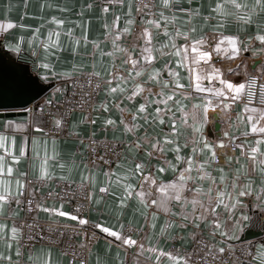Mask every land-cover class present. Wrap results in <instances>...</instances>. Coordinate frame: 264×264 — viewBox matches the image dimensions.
Wrapping results in <instances>:
<instances>
[{"label": "crops", "instance_id": "obj_1", "mask_svg": "<svg viewBox=\"0 0 264 264\" xmlns=\"http://www.w3.org/2000/svg\"><path fill=\"white\" fill-rule=\"evenodd\" d=\"M238 3L246 5V7L237 10L229 2V0H178L172 5L171 9L163 8L161 0H155V9L152 15L138 14L130 0H0V26L11 23L12 27H0V40L2 48L9 55L16 59L25 61L31 68L34 74L39 79L47 84H52L53 88L44 97L49 98L50 94L59 96L65 88L66 82L77 75L89 74L92 71H100L103 81H107L109 77L107 71L113 67V63L117 70L127 75V68L130 65L123 64L125 60L124 53H116L115 56L109 55L113 51L112 39L106 37L105 33L108 30L107 26H111L115 16L119 15L120 19L116 22L119 29L126 26V21L129 18L134 19L132 29H137V36L143 27H149L151 39L154 48L159 49L154 51L155 59L150 62L148 71L152 68L160 69L161 77L170 82L177 77L168 75V68H171L177 73L178 81L184 85L182 89H177V95L169 106L175 113L177 120L178 137L171 136V139L177 141L180 145V155L187 157L192 153L191 138L194 133L190 126L181 124V112L177 110L175 101H179L185 105L184 111L191 113L193 104H202L205 99H212L216 105L215 109H209L208 123L204 126V132L210 142L217 139L228 140L223 136L225 131L230 135L237 137L236 144L245 143L255 145L256 139L264 134H256L248 132L247 137L242 133L248 131L250 125L247 120L249 113L244 112V104L241 99L230 102L225 98H216L211 93L197 92L194 87L190 88V69L195 67L197 74L203 73L206 75L211 71V68H218L221 71L222 77L233 83L244 82L245 76L248 74H259L264 77V43L255 40L258 34L264 35V9L256 4V0H237ZM217 3L222 5L226 15L218 14L213 11ZM107 6L109 11L104 13L102 8ZM131 9V17L128 13ZM180 9L195 10L196 15L189 19L187 11ZM163 11L165 16L171 17L175 15L177 19L174 22H169L167 25L168 33L175 35V31L179 29L181 32L188 31L190 28H195L194 32L190 33L193 39L204 37L205 43L199 47L201 50H206L211 53V59L205 63L199 61L198 65L191 63L192 57L196 54L188 48L189 60L184 62L183 66H178L177 60L180 59L172 53L175 50L168 47L161 49V44L175 43L178 47L185 45V38L181 35L176 37L174 41H169L164 34L163 27L157 29L148 26L143 21L148 19H159V12ZM251 13V22H245L238 19L239 15ZM61 20L63 23L57 26L54 21ZM164 21H161V25ZM69 30L71 32L69 33ZM60 32L58 39L59 49L50 47L46 53L43 48V42L47 39L49 32ZM35 33V35H34ZM232 35L238 37L241 43L238 45L243 49L244 44H250L251 48L247 51H241L235 58L231 57V49L227 42L221 45V51L215 52V44L220 34ZM115 35V29H113ZM86 36V40H85ZM248 37H253L250 41ZM56 39L55 35L52 37ZM79 40V44L75 45L76 52L73 53L74 42ZM95 42V43H93ZM118 44L122 48L132 51L133 44L137 45L134 51V58H139L140 47L144 41L132 38V34H123L118 39ZM17 43L20 44L21 51L12 50ZM191 44V40L187 41ZM12 46V47H10ZM227 48V51L224 49ZM163 51L164 55H161ZM255 53V54H254ZM144 64H149L143 61ZM48 67L45 68L44 65ZM76 67H73V66ZM167 65V67H165ZM229 69H232L230 72ZM70 73V75H64ZM139 79H147V73L143 74ZM199 83L205 88L221 87L219 79L213 76V79H202ZM115 87V82L111 85ZM123 86V85H122ZM128 87L131 86V81H128ZM148 87H153L154 91H159L154 85L149 84ZM174 87L170 83L169 89ZM108 84L104 82L103 90L101 91L98 100L94 106V114L90 120L81 114H74L70 121L69 138H47L41 134L43 122L40 118L32 117L25 111L22 116L14 118L0 119V158H2L3 172L0 173V180L10 181L11 190H17L16 181L19 179L24 182V188L36 192L38 202L37 219L47 222H59L64 224H73L74 221L68 217L58 215V211L69 212V207L63 203H45L41 200V194L45 189H36L29 185L30 180H41L46 184V187L51 186V181L62 180L71 182L87 183L91 192V202L93 212L89 219L95 223H102L105 227H110L113 230H120L125 226L133 227L139 230L138 234L131 237L137 241L135 245H123L121 241L110 237L107 233H103V238L95 243L88 255L87 264H155V254L144 251L140 255L139 246L142 244L147 250L151 247H158L163 251H171V247L175 246L174 254L182 255L183 250H187L193 239L199 235L208 237L218 247L228 248L226 244L219 243L221 237L217 232L215 236L211 234V227L208 221L214 219L209 216L206 219L199 221V228L195 227L196 221L193 215H200L201 209L199 205L194 206L190 201L193 198L203 199L201 194H197L194 189L198 184L203 189H207L209 181L205 180L202 183L199 181H189L185 189L181 192V199L175 200L174 193H168V208L169 211H164L162 208L152 205L154 199L164 198L163 193L156 191V188L161 184L175 182L178 176V170L185 166L184 162L177 165V171L168 168L164 160L176 164L175 155L171 151L173 145H166V151L163 154L157 153L149 158L147 152L151 151V144L154 143V137H163L165 132H171V120L165 116V124L145 123L143 119L133 121L131 119L132 112L143 102L142 95H137L133 100L125 99L119 92L109 94L106 89ZM183 93V95H181ZM242 96V95H241ZM152 99V97H149ZM229 103L227 109H223L222 104ZM107 105V110L101 105ZM119 104V107L116 105ZM156 104H150L147 108L149 114L154 112ZM163 107V105H160ZM249 107H254L250 106ZM261 108V107H256ZM120 109H126L121 113ZM202 115V110H198ZM122 116L124 123H121ZM240 117H243L241 122ZM255 118H259V114H254ZM112 120L113 124H107L106 121ZM193 123L191 115L188 116V125ZM136 124L134 131H127L125 125ZM264 125V120L261 121ZM217 126V127H216ZM260 126V125H258ZM87 138H107L109 140L123 142L125 144L124 154L119 162H117L111 171H107L100 167L87 168L84 162L80 159L77 150L83 151L84 144L81 140ZM139 138L141 147L139 149H129V142ZM186 141H189L187 144ZM247 146V145H246ZM261 152H264V143L259 145ZM24 155L21 157V151ZM206 155V154H205ZM235 157H240L239 163L235 159L231 165L232 169L245 164L251 168L250 161L241 156V149L237 147ZM201 160L204 156L199 157ZM136 162H142L147 165L143 170V175H151L155 183L143 180L142 174L134 173ZM164 167V172H159L157 167ZM13 169L12 173H8V168ZM223 167L226 172L229 171V166L224 163L222 165H214L211 169V174L219 177L217 168ZM47 173L45 179L41 177V171ZM23 173V175H21ZM196 173L193 172V175ZM231 176V172H229ZM253 179V195L246 198V202L250 205L248 215L251 217L250 222H245L247 227L241 234V238L247 233L259 234L262 232L261 212L259 209L252 208L251 205L255 202V192L261 184L258 173H251ZM132 184L135 187L132 189V195L123 203L125 185ZM101 189H106L101 191ZM138 191H144L145 197L143 203L135 195ZM105 192V196L101 194ZM264 199V196L261 197ZM148 207L145 209L144 205ZM184 205V207H182ZM43 208L55 209L58 211L46 212ZM195 208V212L193 211ZM145 211L147 215H145ZM155 212V219L152 213ZM15 213V215H13ZM174 213L176 215H174ZM183 213H187L188 220L183 219ZM219 220L223 228L230 227V222L227 217L229 213L221 206L217 209ZM239 213H237L238 215ZM22 216L20 205L13 198L4 203L3 214L0 215V225H4L3 230H0V264H68L66 258L55 248L46 246H35L33 248L24 249L20 245L19 231L16 238H11V229L17 228L16 221ZM123 226V227H121ZM165 229V233L161 235V229ZM18 229V228H17ZM171 237V238H170ZM240 238V239H241ZM229 241L230 244L238 242ZM255 251L254 256L258 255V246L262 244L261 237L253 240ZM174 244V245H173ZM10 245V247H9ZM19 249V254H18ZM263 251V249H259ZM151 256V259L148 257ZM31 257V259H29ZM161 264H170L167 257H161ZM190 264H192L190 262ZM249 264H260L259 259H253Z\"/></svg>", "mask_w": 264, "mask_h": 264}, {"label": "snow or ice", "instance_id": "obj_2", "mask_svg": "<svg viewBox=\"0 0 264 264\" xmlns=\"http://www.w3.org/2000/svg\"><path fill=\"white\" fill-rule=\"evenodd\" d=\"M178 0H161V5L163 8L171 9L174 3H177ZM229 2L233 5V7L237 10H240L246 5H242L237 2V0H229ZM256 4L259 5L262 9H264V0H256ZM153 5L149 3H143V7H139L137 11L142 12L145 8H152ZM104 13L109 11L107 6L102 8ZM180 11H187L189 19L192 16L196 15L195 10L188 9H180ZM213 11L217 12L221 15H226L227 13L224 12L222 5L217 3L215 9ZM150 14V13H149ZM129 17H131V9L128 13ZM120 19L119 15L115 16L113 23L111 26H107L108 29L105 33L106 37L112 39L113 43V51L109 53L111 56H115L116 53H124L125 60L122 62L123 64L130 65L131 67L127 68V75L125 76L123 73L117 70V67L113 63V67L107 71L106 75L109 77L107 81H104L108 84V88L106 91L109 94H115L119 92L124 96L125 99L133 100L137 95H142L143 102L138 105V107L132 112L131 119L136 121L138 118L143 119L145 123L151 122L153 124L159 123L161 125L165 124V116H168L171 120V132H165L163 137H154V143L151 144V151H148L146 154L149 158L155 156L157 153L163 154L166 151V145H173L171 151L176 153L175 160L176 164H172L168 160H164V163L167 165L168 168H171L174 172L177 171V165L181 162H184L185 166L178 170V176L175 182H170L168 184L161 183L157 188L156 191L159 193H163L164 198L162 199H154L151 201L152 205H156L159 208H162L164 211H169L168 208V193H174L175 200L179 201L181 199V192L187 186L189 181H199L203 182L205 180L209 181L208 188L205 190L199 186V184L192 189L197 194H201L203 199L206 200V203L203 202L202 199L193 198L190 203L194 206L199 205L201 209L200 215H193V219L196 221L195 227L199 228V221L202 219H206L209 216L213 217L208 221L209 226L211 227V234L213 236L216 233H219L221 240L219 243L226 244L228 250L231 252L235 245L228 243L229 241H235L241 238V234L247 227L245 222H250L251 217L248 215L250 205L246 202V198L251 197L253 195V179L251 173L256 172L260 176L261 184L259 185V189L255 192V202L251 205L252 208L259 209L261 213H264V199H261L264 196V152H261L259 149V145L264 143V135L259 136L256 141L255 145L252 146L251 144L245 143L236 144L237 137L234 135H230L229 132L225 131L223 136L227 138L228 144L225 143L223 139H217L214 142H210L207 134L204 132V126L208 123V112L209 109H215L216 105L212 99H205L202 104H193L192 109L193 111L189 114L184 111L185 105L181 104L179 101H175L177 105V110L181 112V124L183 126H190L193 130V137L191 138L192 143V153L187 157L180 155V145L177 143L176 140L171 139V136L178 137V128H177V120L175 118V113L172 111V108L169 106V102H172L174 97L177 95V89H182L184 85L180 84L178 81L177 73H175L171 68H168V75L170 77H177V79L173 81H169L163 79L161 77L160 69L152 68L151 71H148V67L150 66V62L155 59L153 55L154 51H158L159 49L154 48L151 39V32L149 27H143L140 31L139 35L136 36V39L143 40L144 43L139 45L141 51L139 58H134V51L137 45L133 44L132 51H129L126 48L120 47L118 44V39L123 34H132L133 29L132 25L134 24V19L129 18L126 21V26L121 30L116 26V22ZM177 19L175 15L171 17L165 16L163 11L159 12V19H148L147 21H143L142 23L154 27V28H161L164 29V34L168 37L169 41H174L176 37L183 36L185 38L186 44L177 46L175 43H171L170 45L167 43L161 44L160 48H172L175 51L172 53H168L171 55H175L180 59L177 60L178 66H183L184 62L189 60L188 56V48H191V52L195 53L196 55L192 57L191 63L193 65H198L199 61H204L207 63L211 59V53L206 50H201L200 45L205 43L204 37H200L199 39H193L190 36L191 32L195 31V28H190L188 31L181 32L179 29L175 31V35L168 33L167 25L169 22H174ZM238 19L245 22H251V13H246L244 15H239ZM161 21H164V24L161 25ZM54 23L59 26L63 23L61 20H55ZM0 27L3 28H10L12 27L11 23L4 24ZM113 29H115V35H113ZM71 30H69V33ZM35 35V33H34ZM55 35L56 39L53 40L52 37ZM60 36V32L56 31L55 33L49 32L47 39L43 42V48L47 53L50 47H55L59 49L58 39ZM253 37H248V40H252ZM86 40V36H85ZM191 40V44H187V41ZM255 40L261 41L264 43V35L258 34L255 36ZM227 42L228 47L231 49V57H237L241 51H247L251 48L250 44H244L243 49L238 47L241 43L238 37L232 35H224L220 34L217 42L215 44V48L213 51L220 52L221 45ZM95 43V42H93ZM79 44V40L74 42L73 46V53L76 52L75 45ZM12 47V46H10ZM13 51L20 52L21 47L20 44L17 43L14 47H12ZM228 49L225 48L224 51ZM264 52V49H261ZM163 51H161V55H164ZM255 54V53H254ZM143 61L149 62V64L142 63ZM45 68L48 67L47 64L44 65ZM73 67H76L75 65ZM167 67V65L165 66ZM231 72L232 69H229ZM191 76H190V84L188 87H194L197 92H204L207 91L211 93L216 98H225L228 99L230 102H234L236 100L241 99V95L246 91L247 103L244 104V112L249 113L247 116L248 123L250 128L248 131L242 133L243 136L247 137L248 132L256 133V134H264V125H261V121L264 120V107L256 108V107H249L252 103L254 92L253 89L256 85V78L249 77L245 82L241 83H233L227 79L221 78L222 74L220 69L218 68H211V71L208 72L206 75L201 70L200 74H197V69L195 67L190 69ZM147 73V79L141 80L139 79L143 74ZM64 75H70V73H65ZM89 75V81L91 82V77H101L100 71H92ZM213 76L219 79V84L221 87L213 88L209 87L205 89L199 81L202 79H208L211 81ZM128 81H131V86L128 87ZM115 82L116 86L112 87L111 85ZM170 83L174 84V87L169 89ZM149 84L154 85L155 88L159 89V91H154L153 87H148ZM100 85V80H97V87ZM123 85V86H122ZM260 97H259V104L264 105V84L260 85ZM183 95V93H181ZM152 97V99H149ZM51 103V101H49ZM156 104L154 112L149 114L147 108L150 104ZM163 105V107H160ZM102 107L107 110V105L102 104ZM119 107V104L116 105ZM223 109H227L229 107V103L222 104ZM121 113L123 114L126 109H120ZM198 110H202V115L198 113ZM258 113L259 118H255L254 114ZM191 115L193 123L188 125V116ZM241 122H243V117H240ZM56 125L59 126L61 121L56 120ZM107 124H113L114 121L108 120L106 121ZM121 123H124V117L122 116ZM260 125V126H258ZM137 127L136 124L132 125H125L127 131H134ZM37 131L41 129L37 128ZM4 139L0 137V140ZM189 141H186L187 144ZM141 140L139 138L134 139L133 141L129 142L128 147L139 149L141 147ZM235 144L236 147L241 149V156L246 157L251 164V168H249L245 164H240L239 167L232 169L231 165L233 160L235 159L236 163H239L240 157H233L231 155H226V160L223 163H226L229 166V171L226 172L223 167L217 168L216 171L219 172L218 182L217 177L211 174V169H213L214 165L220 163V152L217 149L223 150L228 146ZM247 145V146H246ZM206 154V155H205ZM24 152L21 151V157H23ZM200 156H204V159H200ZM2 161V158H0ZM147 167L146 164L142 162H136L134 170H130L134 173L142 174V179L151 181V183H155L152 176L143 175L144 168ZM157 167L159 172H164L166 169L164 167L154 166ZM13 169L11 167L8 168V173L11 174ZM3 172V165L0 163V173ZM193 172L196 174L193 175ZM231 172V176L229 175ZM23 175V173H21ZM42 179L48 178L47 173L42 170L41 177ZM11 182L0 180V215L3 214L4 211V203L9 201L13 198L16 199V203L19 205L20 200L19 197L23 195L24 189V182L21 180L16 181L17 190L13 192L11 190ZM135 185L127 184L125 185L124 189V199L121 201L123 203L127 198L132 195V189ZM106 189H101V191H105ZM135 195L140 199V202L143 203V198L145 197L144 191H138ZM29 205H31L32 201H28ZM223 207L228 213V221L230 222V227L227 229L223 228L221 221L219 220L217 209ZM37 207H42L41 205H37ZM145 209H147L148 205H144ZM184 207V205H182ZM31 210V209H30ZM46 212L58 211L55 209L43 208ZM78 211V210H77ZM195 212V208L193 210ZM237 213H239L237 215ZM15 215V213H13ZM58 215L62 217H68L73 221H77L79 225H86L89 222L86 219L80 218L77 214H72L69 212L58 211ZM145 215L147 212L145 211ZM153 218L155 219L156 213H152ZM174 215H176L174 213ZM183 219L188 220L189 216L187 213H183ZM93 226L95 228L100 229L103 233H107L108 236L114 237L116 240L121 241L123 245H135L137 241L133 240L130 236L124 235L120 230H113L110 227H105L102 223H94ZM123 227V226H121ZM4 225H0V230H3ZM18 229L13 227L11 229L12 237L16 238ZM165 233V229H161V235ZM95 234H93L94 236ZM171 238V237H170ZM208 248V252L205 256L212 255L215 257V253L213 249H217L218 252L223 253L225 251L224 247H218L217 244H207L206 242H201ZM10 247V245H9ZM259 249H264V244L258 246V255L254 256L253 259H259L260 264H264V251H259ZM144 251H147L151 254H155V264H161V257H167L170 264H190V254L188 256H182L179 254H174L173 251H163L158 247H151L147 250L144 249L143 245L139 246L140 255H143ZM19 254V249H18ZM31 259V257H29ZM151 259V256L148 257ZM81 264H84L82 261ZM139 264V262H137ZM205 264L207 261L205 260Z\"/></svg>", "mask_w": 264, "mask_h": 264}, {"label": "built area", "instance_id": "obj_3", "mask_svg": "<svg viewBox=\"0 0 264 264\" xmlns=\"http://www.w3.org/2000/svg\"><path fill=\"white\" fill-rule=\"evenodd\" d=\"M132 1L138 14L152 15L155 9V0H130ZM143 3L153 5L152 8H145L142 12L137 11L138 6L143 7ZM150 13V14H149ZM137 29L134 28L132 38H136ZM249 77L256 78V85L253 89L254 96L250 106L264 107L259 104L260 85L264 84V77L259 74H248L244 82ZM100 85L97 87V80ZM104 81L97 77H91L89 81L88 74H81L70 78L65 85L61 94L57 97L50 94L49 98L43 97L41 100L28 105L23 111L32 117L40 118L43 122L41 134L47 138H69L70 121L74 114L83 115L86 120H90L94 114V106L98 97L103 90ZM246 91L241 96V102L247 103ZM51 101V103H49ZM60 120L59 126L55 121ZM84 144L83 151L77 150L80 159L87 168L100 167L111 171L114 165L119 162L124 154L125 144L123 142L109 140L107 138H87L81 140ZM220 152V163L224 164L226 155L235 156L237 147L235 144L226 147ZM29 185L36 189H45L41 194V200L45 203L55 202L68 205L70 213L79 215L80 218L86 219L89 223L79 225L77 221L73 224H64L59 222H47L37 219V202L36 192L24 188L23 195L19 197L22 216L16 221L19 231L20 245L24 249L35 246H46L57 249L67 260L68 264H87L88 255L91 247L103 238L100 229L95 228L89 217L93 212L91 202V192L87 183L71 182L62 180L51 181V186L41 180H30ZM105 196V192H101ZM32 203L29 205L28 201ZM31 209V210H30ZM78 210V211H77ZM262 224V244H264V213L261 214ZM139 230L125 226L122 228L124 235L133 237L138 234ZM93 234H95L93 236ZM214 244L212 240L204 235H199L193 239L190 247L183 250L182 254L188 256L192 264H249L253 261L255 246L253 241H246L234 244V249L230 252L225 248L223 253L213 249L215 259L212 255L205 256L208 248L201 242ZM174 245V244H173ZM175 247V246H174ZM171 247L175 252L176 248ZM264 251V249H263Z\"/></svg>", "mask_w": 264, "mask_h": 264}, {"label": "water", "instance_id": "obj_4", "mask_svg": "<svg viewBox=\"0 0 264 264\" xmlns=\"http://www.w3.org/2000/svg\"><path fill=\"white\" fill-rule=\"evenodd\" d=\"M52 88V84L42 82L25 61L5 52L0 40V119L24 115L23 109L39 101ZM261 236L262 232L247 233L237 243Z\"/></svg>", "mask_w": 264, "mask_h": 264}, {"label": "rangeland", "instance_id": "obj_5", "mask_svg": "<svg viewBox=\"0 0 264 264\" xmlns=\"http://www.w3.org/2000/svg\"><path fill=\"white\" fill-rule=\"evenodd\" d=\"M41 100V99H40Z\"/></svg>", "mask_w": 264, "mask_h": 264}]
</instances>
